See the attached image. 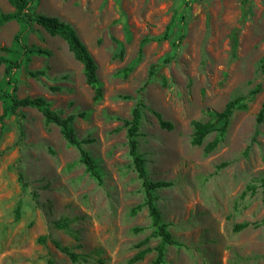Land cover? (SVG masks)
Here are the masks:
<instances>
[{
    "label": "rangeland",
    "instance_id": "obj_1",
    "mask_svg": "<svg viewBox=\"0 0 264 264\" xmlns=\"http://www.w3.org/2000/svg\"><path fill=\"white\" fill-rule=\"evenodd\" d=\"M31 10L75 29L97 65L102 98L67 41L38 25L27 43L48 54L14 72L17 96L42 97L62 117L74 116L101 181L37 109H19L0 122V264L156 262L163 243L153 235L126 124L138 106L147 177L174 183L153 193L161 223L181 244L164 245L161 264H264V120L257 123L264 104V0H33ZM0 12L14 7L0 0ZM170 24L169 39L158 41ZM19 31L16 21L3 25L0 46H11ZM153 65L159 67L142 91ZM5 71L0 65V81ZM239 99L246 108L233 112L223 136L213 132L202 145L192 143L194 122H212L210 111L223 112ZM156 114L173 128H161ZM62 219L75 237L55 228ZM54 241L84 258L72 262ZM142 250L144 258L130 263Z\"/></svg>",
    "mask_w": 264,
    "mask_h": 264
},
{
    "label": "trees",
    "instance_id": "obj_2",
    "mask_svg": "<svg viewBox=\"0 0 264 264\" xmlns=\"http://www.w3.org/2000/svg\"><path fill=\"white\" fill-rule=\"evenodd\" d=\"M8 2L14 7V12L2 13L0 12V28L11 22L16 21L20 25V31L14 38L11 46H0V51L4 52L6 56H0V65L6 66L5 77L0 81V103H2L3 113L0 116V122L3 126L4 120L9 115H16L19 109L22 108H35L42 113L45 118L46 124H55L60 128L61 134L64 139L67 141L68 145L75 147L80 154V162L86 167V170L92 177L101 181V174L99 172L97 163L92 155L87 151L85 145H87L89 140H80L74 130L73 121L74 116L62 117L59 113L51 109L50 104L46 99L42 97L31 98H19L17 96L18 92V80L14 78V72L22 69L27 66L31 61L33 56L37 55H47L48 53L45 50L36 48L34 46H29L27 43L28 33L31 32L33 25H38L42 27L47 33L51 36H60L63 37L69 46L70 51L74 54L75 58L83 64L84 74L86 77L87 84L95 89L96 99L102 98V90L100 83L97 78V65L88 51L86 45L81 41L75 29L65 23L60 21L56 17H49L45 15L35 14L31 10V5L33 0H8ZM250 0H245V4H248ZM172 24H170L164 36L158 38V41H166L169 39L170 31ZM185 35L182 34L178 38L177 42L173 43V47H179L180 43L184 39ZM148 39H144L141 42L139 49V56L135 61V64H138L141 61L142 49ZM237 48V42H234L233 50ZM171 62V59H166L162 64H168ZM159 65H153L149 71L148 81L142 87V91L148 85L150 80L155 75V70ZM130 70L132 68H129ZM29 75L33 78H39L44 75L43 71H29ZM11 89V91H9ZM245 104L242 103V100H234L229 102L223 112H213L210 111L209 115L212 118V122L200 123L194 122V134L192 143L194 145H202L205 138L213 133L217 132L220 136H223L226 132V129L229 125L230 118L233 112L237 109H245ZM160 126L163 129L171 130L173 125L170 122L163 121L159 114H156ZM141 120V110L140 106L135 108L133 111V119L130 122H126L129 125L128 135H129V148L130 155L133 159V165L135 170L142 180V185L146 194L145 205L149 210L150 216L152 218V225L155 228L153 235H156L162 240V247L158 249L157 260L154 264H161L163 261L164 255V245H181L178 241L172 238L171 234L166 230V225L161 223L160 213L158 208L155 205V200L153 193L158 189L170 188L174 186L173 182H152L147 177L145 168H144V159L141 154L138 152V142L137 137L139 135V124ZM264 120V104L257 116V123L261 124ZM3 127H1V132ZM217 146V141L211 144H208L205 148L206 153H211ZM227 164H222L219 166V169L226 167ZM22 180V176H20ZM262 187H264V179L261 180ZM70 222L66 219L59 220L55 222L54 226L58 230H68L71 235L75 237L74 233L71 231ZM248 227V224L237 225L235 231L239 232ZM139 231V229H136ZM46 238H42L41 242H45ZM54 245L64 254H66L72 262H78L84 256L74 253L67 247H62L58 241L53 242ZM146 242H143L137 246L141 248L146 245ZM146 250L139 251L135 257L130 260V263H135L144 258Z\"/></svg>",
    "mask_w": 264,
    "mask_h": 264
}]
</instances>
